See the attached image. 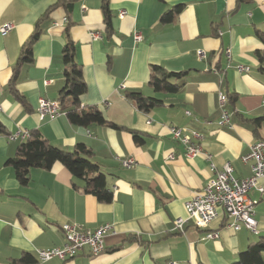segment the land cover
Returning <instances> with one entry per match:
<instances>
[{
  "label": "crops",
  "instance_id": "obj_1",
  "mask_svg": "<svg viewBox=\"0 0 264 264\" xmlns=\"http://www.w3.org/2000/svg\"><path fill=\"white\" fill-rule=\"evenodd\" d=\"M177 6L182 11L163 23L164 14ZM110 10L108 32L102 0H75L72 10L60 0H0V27L13 25L10 33L0 34V124L5 131L0 133V264H16L24 254L38 260V250L63 247L64 225L92 230L111 225L105 251L93 256L85 248L72 260L39 264H234L250 244L264 238V193H249L257 202V233L234 230L222 210L207 229L190 223L180 232L175 223L187 217L186 202L214 178L212 164L221 170L230 162L237 178L252 174L242 158L264 140V61L258 56H264V0H110ZM38 25L33 61L21 67L15 84L18 99L10 89L11 77ZM68 25L87 86L81 104L99 108L118 129L71 124L70 98L57 116L41 118L37 112L41 98L58 100L64 86ZM135 32L141 33L140 42ZM198 50H205L207 58L199 59ZM238 65L250 73H239ZM153 66L188 72L176 82L179 91L151 88ZM129 92L163 105L145 113L127 98ZM220 93L228 96L229 126L218 125ZM170 126L200 134L197 142L205 155L187 158ZM20 131H37L61 150L73 151L79 144L90 148L113 201L84 193L83 182L60 163L50 170L32 169L28 186H22L6 164L26 140L11 139ZM130 158L136 165L124 167L122 161ZM209 233L219 238H206Z\"/></svg>",
  "mask_w": 264,
  "mask_h": 264
},
{
  "label": "trees",
  "instance_id": "obj_2",
  "mask_svg": "<svg viewBox=\"0 0 264 264\" xmlns=\"http://www.w3.org/2000/svg\"><path fill=\"white\" fill-rule=\"evenodd\" d=\"M75 0H60L68 9L72 10ZM245 0H237L240 4ZM183 6H177L168 11L162 17L163 23H170L174 16L179 14ZM102 10L107 24V31L111 28V10L110 0H102ZM69 20V19H68ZM70 25V24H69ZM67 26V39L63 49L64 86L61 90V106L70 98L72 108L68 110L67 116L71 124L75 126L90 127L92 125L107 126L119 128L117 125L109 122L102 111L97 107H83L80 101L81 96L87 91V86L83 80L82 68L77 62L76 46L69 35ZM41 36L40 25L25 43L18 63L13 71L10 81L11 92L16 98L21 99L15 84L17 82L21 67L32 63V46ZM260 61H264V56L258 53ZM188 72H170L160 66H153L150 74L149 86L156 92L173 94L179 91L181 86L177 81L184 79ZM127 98L140 110L145 113L163 105V101L143 95L140 92H129ZM262 119L255 120L256 125L261 124ZM0 124V133H4ZM137 141L140 138L135 135ZM93 152L83 144H79L73 151H66L52 146L42 135L33 131L30 137L20 144L15 158L9 159L7 165L11 166L17 180L22 186H28L30 181V172L32 169L50 170L56 163L62 164L69 170L72 176L83 182V192L97 197L100 202L110 203L113 201V194L107 188V181L104 174L99 170V166L92 160ZM96 174V175H95ZM16 264H39L29 254H24L22 258L15 261ZM234 264H264V238L260 241L250 244L248 249L240 255V258Z\"/></svg>",
  "mask_w": 264,
  "mask_h": 264
},
{
  "label": "built area",
  "instance_id": "obj_3",
  "mask_svg": "<svg viewBox=\"0 0 264 264\" xmlns=\"http://www.w3.org/2000/svg\"><path fill=\"white\" fill-rule=\"evenodd\" d=\"M121 15H124L122 12ZM67 22V19H65ZM13 30V25L7 24L0 27V34L7 35ZM135 42L142 40L139 32L134 33ZM227 55L231 59L230 50ZM199 59H206L207 52L198 50ZM236 70L239 73H250V68L238 65ZM219 102L222 107V115L218 121L219 126H229L231 113L225 108L228 103V96L225 93L219 94ZM62 106L60 101L47 100L41 98L37 112L41 118L46 116H57L61 113ZM187 114H190L187 112ZM169 132L173 140L179 142L185 148V156L189 159L205 155L201 145L197 142L202 139L198 133L188 135L182 129L176 126H170ZM28 139L30 133L20 131L11 136V139ZM207 156V155H206ZM210 158V156H207ZM175 156L171 155L169 160H174ZM245 164H250L252 174L246 178H237L234 175L232 164L226 163L221 170L216 169L215 165H211L214 178L205 186V188L197 193L192 199L185 204L187 217L177 219L175 229L184 232L188 224H192L198 229H207L219 217L220 210L231 220L230 227L238 231L241 228H247L253 233L258 232V222L255 218L256 201L249 198V193L256 190L264 193V186L260 185V181L264 179V140L255 142L250 147V152L242 158ZM122 165L131 168L136 165L133 158L122 161ZM63 231L66 236V244L63 247L53 249L38 250L37 256L41 263L58 259L61 261L72 260L79 255L81 251L88 248L93 256L100 255L105 251V237L112 231L111 225H104L97 229H84L78 225H64ZM206 238L217 239L218 233H209ZM176 264V263H171Z\"/></svg>",
  "mask_w": 264,
  "mask_h": 264
}]
</instances>
